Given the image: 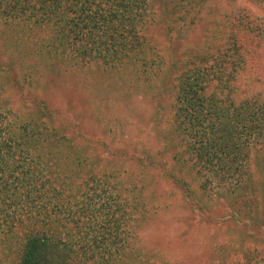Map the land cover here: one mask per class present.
Returning <instances> with one entry per match:
<instances>
[{
	"label": "trees",
	"instance_id": "trees-1",
	"mask_svg": "<svg viewBox=\"0 0 264 264\" xmlns=\"http://www.w3.org/2000/svg\"><path fill=\"white\" fill-rule=\"evenodd\" d=\"M147 1L0 0V16L8 30L25 31L33 42L45 33L39 42L48 56L146 66L143 54L152 47L141 11ZM178 1L173 21L190 31L202 2ZM169 15L163 19L166 33ZM209 42L184 60H167L170 93L158 112L165 109L201 192L237 182L238 189L242 184L253 192L249 165L264 138V24L250 13L237 14L222 21ZM29 99L23 114L0 97V251L15 244L8 264H162L130 251L135 223L145 219L150 202L148 195L142 199L144 184L125 179L114 157L82 168L90 148L78 144L85 139L77 123L61 110L50 112L40 97ZM155 161L152 156L148 166ZM173 181L181 187L180 179Z\"/></svg>",
	"mask_w": 264,
	"mask_h": 264
},
{
	"label": "rangeland",
	"instance_id": "rangeland-1",
	"mask_svg": "<svg viewBox=\"0 0 264 264\" xmlns=\"http://www.w3.org/2000/svg\"><path fill=\"white\" fill-rule=\"evenodd\" d=\"M199 1L198 22L190 31L173 21L178 0L147 1L141 15L147 20L144 32L152 48L143 54L149 58L146 66L136 61L137 68L132 63L120 67L94 60L85 63L74 54L48 56L39 42L45 33L38 32L34 45L31 34L20 29L13 33L0 16V97L23 114L30 96L40 97L50 112L61 110L77 123L85 139L78 144L88 143L90 148L82 168L89 169L91 160H102L104 165L106 157H114L117 166L122 164L125 179L144 184L142 199L148 195L150 202L145 205V219L135 223L136 234L131 232L129 243L136 258L162 264H264L260 193L264 192V138L256 143L249 165L253 192L242 184L238 189L237 182L230 188L212 186L203 193L194 172L188 170L182 143L167 125L165 109L158 112L161 105L165 107L162 97L170 93L168 59L184 60L192 51H201L226 18L250 13L264 24V0ZM168 12L172 30L166 33L163 19ZM152 156L156 161L150 167ZM49 176L59 185L51 172ZM176 178L180 188L173 181ZM14 245L1 248L0 264L12 260Z\"/></svg>",
	"mask_w": 264,
	"mask_h": 264
}]
</instances>
